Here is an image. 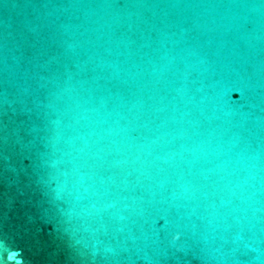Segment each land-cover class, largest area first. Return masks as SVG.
<instances>
[{
	"label": "water",
	"instance_id": "1",
	"mask_svg": "<svg viewBox=\"0 0 264 264\" xmlns=\"http://www.w3.org/2000/svg\"><path fill=\"white\" fill-rule=\"evenodd\" d=\"M0 264H264V0H0Z\"/></svg>",
	"mask_w": 264,
	"mask_h": 264
}]
</instances>
